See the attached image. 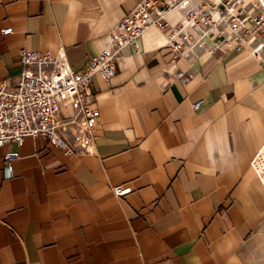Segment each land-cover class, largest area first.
<instances>
[{"label":"crops","instance_id":"obj_1","mask_svg":"<svg viewBox=\"0 0 264 264\" xmlns=\"http://www.w3.org/2000/svg\"><path fill=\"white\" fill-rule=\"evenodd\" d=\"M140 2L0 0V85L12 89L24 70L52 71L23 65L21 52L62 49L82 71L116 50L112 30ZM183 16L166 20L176 26ZM170 32L150 28L117 53L110 81L92 79L98 122L90 132L75 103L59 105L70 152L34 136L0 147V264H264L255 166L264 51L234 52L218 32L201 37L187 27L175 56L165 46ZM263 164L260 155V172Z\"/></svg>","mask_w":264,"mask_h":264},{"label":"built area","instance_id":"obj_2","mask_svg":"<svg viewBox=\"0 0 264 264\" xmlns=\"http://www.w3.org/2000/svg\"><path fill=\"white\" fill-rule=\"evenodd\" d=\"M173 11H184L176 26L166 20ZM187 27H196L201 37H211L218 32L222 37L219 42L222 48L229 46L234 52L246 51L258 56L264 51V0H201L197 4L191 0H142L113 28L116 50L102 51L91 57L79 72L69 66L62 49L55 56L47 51L21 52L23 65L52 66L53 69L45 74L24 70L12 89L0 85V147L19 146L27 136H34L46 138L58 149L70 152L67 142L59 134L63 125L58 120L59 105L65 100L75 103L77 118L90 132L98 122L90 90L92 79L98 76L103 82L110 81L115 76L117 53L126 46H135L150 28L159 31L170 28L165 46L171 48L175 56L179 55L183 48L182 31ZM10 32L11 29L2 31L3 34ZM175 76L186 84L184 72H177ZM76 120L75 117L70 123ZM262 153L264 145L256 161ZM17 157V153H12L5 158ZM261 180L264 183L262 177ZM113 191L125 193L128 189L116 186Z\"/></svg>","mask_w":264,"mask_h":264},{"label":"rangeland","instance_id":"obj_3","mask_svg":"<svg viewBox=\"0 0 264 264\" xmlns=\"http://www.w3.org/2000/svg\"><path fill=\"white\" fill-rule=\"evenodd\" d=\"M263 154H264V153H262V156H264ZM261 177H262L263 180H264V164H263V167H262V169H261Z\"/></svg>","mask_w":264,"mask_h":264}]
</instances>
